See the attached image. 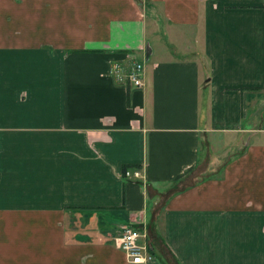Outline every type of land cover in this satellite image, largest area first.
<instances>
[{"label": "crops", "instance_id": "1", "mask_svg": "<svg viewBox=\"0 0 264 264\" xmlns=\"http://www.w3.org/2000/svg\"><path fill=\"white\" fill-rule=\"evenodd\" d=\"M0 264H264V0H0Z\"/></svg>", "mask_w": 264, "mask_h": 264}, {"label": "built area", "instance_id": "2", "mask_svg": "<svg viewBox=\"0 0 264 264\" xmlns=\"http://www.w3.org/2000/svg\"><path fill=\"white\" fill-rule=\"evenodd\" d=\"M128 57L130 58L128 61H115L112 71L119 81H127L134 86H141L143 84V63L138 58H134L133 56ZM123 173L124 176H129L130 174L140 176L138 168L133 169V171L126 169ZM113 243L133 263H141L152 257L146 239V231L135 225H122L121 229L113 235Z\"/></svg>", "mask_w": 264, "mask_h": 264}, {"label": "trees", "instance_id": "3", "mask_svg": "<svg viewBox=\"0 0 264 264\" xmlns=\"http://www.w3.org/2000/svg\"><path fill=\"white\" fill-rule=\"evenodd\" d=\"M128 168V165L124 164L122 166V173ZM124 176V173L122 174Z\"/></svg>", "mask_w": 264, "mask_h": 264}]
</instances>
